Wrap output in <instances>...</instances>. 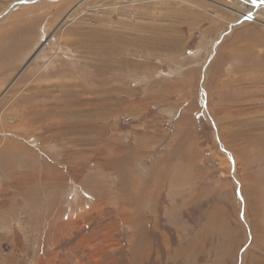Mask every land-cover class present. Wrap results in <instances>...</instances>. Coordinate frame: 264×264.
<instances>
[{
    "label": "rangeland",
    "instance_id": "rangeland-1",
    "mask_svg": "<svg viewBox=\"0 0 264 264\" xmlns=\"http://www.w3.org/2000/svg\"><path fill=\"white\" fill-rule=\"evenodd\" d=\"M32 2L0 0V264H264V8Z\"/></svg>",
    "mask_w": 264,
    "mask_h": 264
},
{
    "label": "bare ground",
    "instance_id": "bare-ground-1",
    "mask_svg": "<svg viewBox=\"0 0 264 264\" xmlns=\"http://www.w3.org/2000/svg\"><path fill=\"white\" fill-rule=\"evenodd\" d=\"M33 1V0H32ZM43 0H40V2H42ZM243 1V5H247L246 3H250V4H252V5H255V6H258V7H261V8H264V0H242ZM25 2V1H24ZM24 2H22V3H24ZM32 3H39L38 2V0H34V2H32ZM24 5V4H23ZM27 5V4H26ZM69 5V4H68ZM66 6V5H65ZM77 7V5H75V7H73V8H71L72 10L71 11H73V10H75V8ZM64 8V7H63ZM62 8V9H63ZM262 10H264V9H262ZM75 11H73L72 13H70L68 16H67V19H69L70 18V16L74 13ZM238 14L242 17V18H247L248 17V15L247 14H242V13H239L238 12ZM261 20V19H260ZM260 20H257L258 22H263V21H260ZM64 21V20H63ZM64 23V22H63ZM263 24H264V22H263ZM246 28V27H245ZM48 42H51V40L50 41H45V45H43L44 47H46L47 45H48ZM43 49V48H42ZM41 49V50H42ZM40 50V51H41ZM42 52V51H41ZM40 52V53H41ZM27 70V69H26Z\"/></svg>",
    "mask_w": 264,
    "mask_h": 264
}]
</instances>
